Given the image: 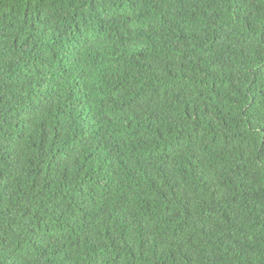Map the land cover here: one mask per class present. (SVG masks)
I'll return each instance as SVG.
<instances>
[{
  "label": "trees",
  "instance_id": "obj_1",
  "mask_svg": "<svg viewBox=\"0 0 264 264\" xmlns=\"http://www.w3.org/2000/svg\"><path fill=\"white\" fill-rule=\"evenodd\" d=\"M0 264H264V0H0Z\"/></svg>",
  "mask_w": 264,
  "mask_h": 264
}]
</instances>
